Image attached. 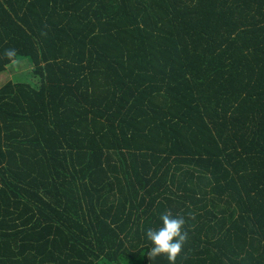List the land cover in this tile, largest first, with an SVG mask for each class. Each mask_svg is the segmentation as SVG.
<instances>
[{"label": "trees", "instance_id": "obj_1", "mask_svg": "<svg viewBox=\"0 0 264 264\" xmlns=\"http://www.w3.org/2000/svg\"><path fill=\"white\" fill-rule=\"evenodd\" d=\"M16 49L12 59L6 49ZM0 264H264V0H0Z\"/></svg>", "mask_w": 264, "mask_h": 264}, {"label": "clouds", "instance_id": "obj_2", "mask_svg": "<svg viewBox=\"0 0 264 264\" xmlns=\"http://www.w3.org/2000/svg\"><path fill=\"white\" fill-rule=\"evenodd\" d=\"M16 49H6L4 56L8 59L14 58ZM162 226L159 228H148L145 231V238L152 247L147 252V257L153 261L158 256L163 255L169 264H176L177 257L180 256L188 241V231L185 230V218L182 215H173L170 210L161 214Z\"/></svg>", "mask_w": 264, "mask_h": 264}, {"label": "rangeland", "instance_id": "obj_3", "mask_svg": "<svg viewBox=\"0 0 264 264\" xmlns=\"http://www.w3.org/2000/svg\"><path fill=\"white\" fill-rule=\"evenodd\" d=\"M30 71V66L25 62L17 63V65L8 68L5 72L0 73V83L9 79H13L19 72L27 74Z\"/></svg>", "mask_w": 264, "mask_h": 264}]
</instances>
